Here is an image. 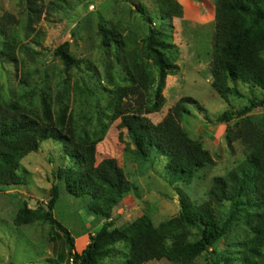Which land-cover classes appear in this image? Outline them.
Wrapping results in <instances>:
<instances>
[{
    "label": "rangeland",
    "instance_id": "1",
    "mask_svg": "<svg viewBox=\"0 0 264 264\" xmlns=\"http://www.w3.org/2000/svg\"><path fill=\"white\" fill-rule=\"evenodd\" d=\"M182 16L161 27L157 0H0V25H5L8 38L15 42L14 51L4 50L6 38L0 28V98L18 102L30 111H42L45 96L54 117L66 113L77 134L83 137L103 136L97 144V163L106 158L117 160L135 190L113 213V228H125L142 216L154 227L168 223L172 230L184 232L175 219L179 216V196L184 194L196 205L209 199L208 192L215 177H224L245 160L241 141L228 138V131L240 121L219 122L224 112H239L260 100L264 91L239 84L244 97L223 100L211 87V62L214 55L215 15L218 0H176ZM151 17L153 20H149ZM112 31L120 43H104L100 28ZM5 29V30H6ZM152 29H164L168 56L174 58L178 70L166 77L158 95L159 72L153 57L145 50ZM68 43L77 65L66 68L56 55L58 47ZM131 57L144 61L152 86L147 105L153 110L147 117L160 123L183 97H191L188 113L181 118L184 131L210 152L214 165L196 172L189 183L171 182L164 158L153 156L144 162L132 153L134 145L120 119L109 120L111 92L116 86L129 85ZM149 79V80H150ZM162 101V103H161ZM156 104H160L157 111ZM244 117L254 124H264V107ZM70 166L63 146L53 140L43 142L36 152L20 160L21 183L0 185V264H71L65 239L60 232L41 219L47 211L51 188L60 186V199L54 217L74 238L77 251L84 249L89 236L99 232L103 221L86 212V200L70 195L56 177L60 168ZM229 204L219 210L226 212ZM24 209L36 214L18 215ZM178 228H177V227ZM251 225L245 218L231 227L217 247L194 260V264H248L246 242L251 238ZM190 229L188 241L197 239ZM113 254L101 258L99 264H123L128 257L124 242L112 245ZM60 256H64L60 260ZM257 264L264 260L255 257ZM146 264H175L167 259Z\"/></svg>",
    "mask_w": 264,
    "mask_h": 264
},
{
    "label": "trees",
    "instance_id": "2",
    "mask_svg": "<svg viewBox=\"0 0 264 264\" xmlns=\"http://www.w3.org/2000/svg\"><path fill=\"white\" fill-rule=\"evenodd\" d=\"M157 6L163 28L172 18L182 16V7L176 0H157ZM215 22L210 69L213 90L225 101L231 96L244 97L239 84L264 91V0H218ZM0 28L1 37L7 41L4 50L14 51L15 42L8 38L6 26L0 25ZM100 33L105 44L120 43L105 27L100 28ZM165 33L164 29H152L145 47L159 72L158 95L166 77L178 70L174 58L168 56L170 44ZM56 55L66 68L77 65L69 53L68 43L60 45ZM129 67V85L116 86L111 92L109 120L120 119L119 128L131 137L135 147L132 153L136 158L144 162L153 156L164 158L171 182L189 183L197 171L215 163L210 152L181 125L182 116L188 113L187 105L196 101L191 97L181 98L160 123L154 124L147 117L153 110L146 99L153 83L150 73L144 61H135L133 57ZM40 103L41 112L30 111L18 102H2L0 98V185L21 183L20 160L36 152L43 142L53 140L63 146L70 166L60 168L55 174L57 179L70 195L86 200V212L91 217L103 221L100 231L90 235L89 244L82 252H77L71 232L54 217L60 186L51 188L47 211L39 219L48 222L53 233L62 234L69 246L71 264H99L101 258L112 256L111 247L118 242H124L129 252L123 264H146L163 259L175 264H194L197 257L210 249L217 254L219 244L242 218L251 225L252 232L245 246L253 259L246 256L247 263L257 264L255 257L264 260V124H254L250 117H244L264 107V95L260 100L252 99L250 105L239 112L227 111L218 117L219 122L227 123L240 119L234 130L228 131V138L243 143L245 160L224 177L213 179L209 199L201 205L194 204L184 194L179 196L180 212L175 222L188 230L179 233L172 230V243H168L171 234L168 223L154 227L147 216L125 228H113L115 208L131 196L135 186L128 181L117 160L106 158L97 163L96 147L103 136L78 135L65 112L54 117L45 96ZM159 107L160 104H156L154 111ZM227 203L228 211L220 212ZM23 213L36 214L24 209L18 215V222ZM190 229L197 232L194 242L188 241ZM63 257L60 256V260ZM219 263L220 260L216 262Z\"/></svg>",
    "mask_w": 264,
    "mask_h": 264
},
{
    "label": "crops",
    "instance_id": "3",
    "mask_svg": "<svg viewBox=\"0 0 264 264\" xmlns=\"http://www.w3.org/2000/svg\"><path fill=\"white\" fill-rule=\"evenodd\" d=\"M82 251H83V249H82V250H80V251H77V252H79V253H80V252H82Z\"/></svg>",
    "mask_w": 264,
    "mask_h": 264
}]
</instances>
